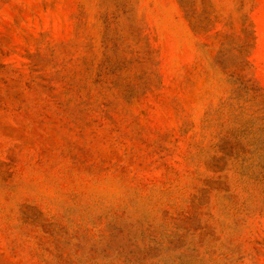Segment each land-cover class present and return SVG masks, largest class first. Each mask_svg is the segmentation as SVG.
Instances as JSON below:
<instances>
[{
	"label": "rangeland",
	"instance_id": "obj_1",
	"mask_svg": "<svg viewBox=\"0 0 264 264\" xmlns=\"http://www.w3.org/2000/svg\"><path fill=\"white\" fill-rule=\"evenodd\" d=\"M0 264H264V0H0Z\"/></svg>",
	"mask_w": 264,
	"mask_h": 264
}]
</instances>
